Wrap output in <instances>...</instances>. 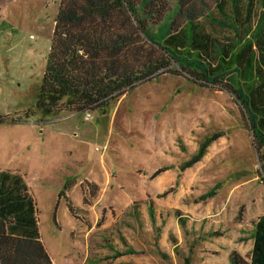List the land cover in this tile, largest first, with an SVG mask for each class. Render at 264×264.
Here are the masks:
<instances>
[{"label": "rangeland", "instance_id": "rangeland-1", "mask_svg": "<svg viewBox=\"0 0 264 264\" xmlns=\"http://www.w3.org/2000/svg\"><path fill=\"white\" fill-rule=\"evenodd\" d=\"M58 5L59 0H0V169L22 174L34 198L39 234L53 264H134L132 260L109 262L112 253L106 247L111 241L116 251L125 245L136 247V239L131 237L134 222L126 224V231L108 237L104 236L107 229L97 225L99 230L87 243V236L74 230L78 221L64 199L58 198L64 184L72 196H79L78 183L91 171L100 175L102 165L117 168V179L126 183L141 168L170 164L178 172L188 169L185 179L181 174L174 186L175 196L183 195L178 200L183 209H188L183 204H193L216 182L253 179L249 193L261 194L264 170L239 105L225 90L195 84L184 73L164 72L137 84L111 102L105 114L39 112L35 102ZM216 134L211 140L217 145L213 153L187 166L201 144ZM156 209L154 245L144 252L136 250L135 258L144 259L140 264H198L196 252L188 262L184 257L200 240L196 236L199 221L186 220L181 226L174 209ZM243 210L240 205L238 217ZM84 222L90 225L88 220ZM145 223L139 219L137 226L146 232ZM172 240L177 243L174 249ZM89 247L84 263L82 257Z\"/></svg>", "mask_w": 264, "mask_h": 264}, {"label": "trees", "instance_id": "trees-1", "mask_svg": "<svg viewBox=\"0 0 264 264\" xmlns=\"http://www.w3.org/2000/svg\"><path fill=\"white\" fill-rule=\"evenodd\" d=\"M254 50L263 60L264 0H59L35 107L45 115L105 114L137 84L164 72L184 73L233 97L264 170V70ZM216 137L205 140L187 166ZM86 186L93 194L95 185ZM219 186L197 200L213 196ZM174 214L184 226L182 212ZM254 224L249 261L233 250L230 264H264V214ZM134 252L126 248L114 257ZM0 264H53L39 234L34 198L22 175L9 169H0Z\"/></svg>", "mask_w": 264, "mask_h": 264}, {"label": "crops", "instance_id": "crops-1", "mask_svg": "<svg viewBox=\"0 0 264 264\" xmlns=\"http://www.w3.org/2000/svg\"><path fill=\"white\" fill-rule=\"evenodd\" d=\"M254 57H257V63H260L261 69L264 70V59H258L256 50H254ZM216 146L215 141L211 142L201 159L209 157ZM160 167L165 168L152 176L154 171ZM160 167L155 169L141 168L142 171H136L133 174L132 181L126 183L117 179L119 176L117 168H106L102 165L100 167V175L95 171H91L89 176H86L82 182L78 183L81 192L79 196H72L69 189L66 188L61 196L58 195V198L62 197L64 199L68 210V206H71L74 210V213L71 214L78 221V225L74 230L87 236V243L94 237L95 230H99L97 227L107 229L108 235L105 234L104 236L108 237L116 233L119 234L122 230L126 231V224L129 221L134 222L133 224L136 225V228L134 226L135 231L132 232L134 234L131 237L136 239L135 241L138 245L136 247L125 245L123 249L116 251L112 249V241L106 243L108 244L106 247L111 249L110 252L112 253L111 256L107 257L109 262L111 260H118V262L132 260L134 264H140V260H144L135 258V254L137 253L136 250L144 252L149 249V245H154L153 231L156 207L159 209L170 207L174 209L173 213L175 209H179L181 212H188L186 215L182 212L185 224L186 220L190 221V223L199 221L198 228L200 232H197L196 236L200 240L198 242L194 241L195 243L188 248L187 255L189 257L190 254L196 252L199 258L198 264H230L229 255L233 250H236L245 260L249 261L254 244V223L264 214V185L259 184L261 194L256 197L248 191L252 187L253 179L243 178L245 180L236 179L233 182H224L217 188L213 196L203 201H198V197L206 192L200 193L193 204H183L186 207L188 206V209H183L178 202L183 195L175 196L174 186L180 180L181 174L182 179H185V174L189 173L188 169L178 172L170 164ZM86 183L95 185L93 194L86 190ZM171 187H173V191L162 195L164 191ZM164 196H166V199L160 200ZM89 197H91V200ZM240 205L243 206L244 210L241 216L238 217ZM139 219L146 222L147 233L143 231L141 225L140 227L137 226ZM85 220H88L90 225L85 223ZM112 222L114 224L110 226ZM115 222L118 223L115 224ZM122 222H124L123 226L120 225ZM196 222L193 224H196ZM117 224L121 226L118 231L115 229L118 226ZM142 232L146 233L145 241L142 240ZM98 234L99 238H103L100 233ZM165 235L166 233L164 232V235H162L164 239ZM162 236L160 235V239ZM173 242L172 248L174 249L177 243ZM129 244L133 243L129 242ZM129 247L133 248L135 252L122 253L114 257L116 252H124ZM90 248H87L86 254L82 257V262L84 263L89 258L88 249L90 250ZM203 255L204 258L201 257Z\"/></svg>", "mask_w": 264, "mask_h": 264}, {"label": "built area", "instance_id": "built-area-1", "mask_svg": "<svg viewBox=\"0 0 264 264\" xmlns=\"http://www.w3.org/2000/svg\"><path fill=\"white\" fill-rule=\"evenodd\" d=\"M86 190H88V187L86 186ZM89 191V190H88Z\"/></svg>", "mask_w": 264, "mask_h": 264}]
</instances>
